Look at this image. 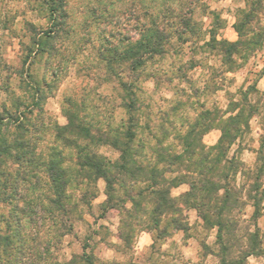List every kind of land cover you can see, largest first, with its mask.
Here are the masks:
<instances>
[{"label":"rangeland","instance_id":"374dc122","mask_svg":"<svg viewBox=\"0 0 264 264\" xmlns=\"http://www.w3.org/2000/svg\"><path fill=\"white\" fill-rule=\"evenodd\" d=\"M63 1L64 21L52 25L41 0H0V130L9 138L18 132L16 116L26 124L36 123L40 135L37 146L46 150L60 146L54 139L53 127L66 125L71 113L92 128L122 130L129 116L124 107L129 91L122 88L120 82L135 83L139 103L143 106L139 110L142 126L149 123V126L168 128L170 132L163 144L170 153L182 150L177 134L199 114L207 110L224 116L233 114L237 111L234 104L240 103L243 93L252 104L264 102V42L242 66L240 57L235 55L236 63L230 70L223 65L221 56L207 47L219 46L221 38L228 40L235 36L232 27L226 28L229 19L226 14L235 22L236 17H240V8L248 7V0ZM257 17L256 24L264 28V9ZM184 18L196 26L195 33H185ZM154 26L170 33V40L164 45L167 52L145 60L141 67L133 70L130 59L124 54L120 58L119 54L136 40L145 39L151 32L145 28ZM211 27L216 28L212 42ZM50 28L53 33H48ZM263 128L264 117L252 116L246 132L230 145L226 158L231 162L241 161L245 167L253 169L258 164L257 150L264 136ZM141 132L142 136H147V131ZM219 135L220 130L213 125L201 134V139L205 145L212 146ZM30 137L27 133L23 139ZM94 150L111 161L119 156L118 150L108 144L95 145ZM6 164L13 182L15 171L21 167L12 160ZM39 175L16 186L15 190L26 194L30 202L35 201L38 194L47 202L45 196L51 195L48 179L42 173ZM228 179L229 186L237 189L247 187L253 180L242 176L239 170L230 172ZM261 180L264 184V174ZM95 185L96 196L91 200L90 209L83 207L80 217L73 216L70 230L53 226L49 219L38 221L37 225L29 223L28 213L17 212L14 219L12 202L19 209H24L25 203L12 198L0 202V233L9 235L14 244L18 242L14 234L16 222L25 223L23 235H34L36 241L42 243L49 241L47 260L50 262L70 260L83 252L90 254L93 264H109L113 259L117 264H144L158 257L160 260L158 249L133 248L134 240L127 244L118 237L123 211L119 206L103 210L106 182L100 177ZM13 187L6 185L5 192L14 191ZM187 189V183L172 185L170 194L177 200ZM75 192L78 194L80 189ZM115 195L122 197L117 186ZM122 204L130 206L129 202ZM242 211L246 226L262 237L260 253L248 256L245 264H264V200L262 214L255 221L251 218V202L243 205ZM182 215L190 226L187 235L181 230L175 233L176 240L180 238L173 248L175 254L173 258L162 257L161 263L217 264L216 257L200 258L199 255L203 253L199 243L214 242L215 227L206 228L194 208H184ZM145 223L140 227H145ZM185 239L196 243L198 259L190 260L194 256L192 249L187 248L184 253ZM237 254L235 252L234 256ZM14 255L11 250L2 253L0 264H14Z\"/></svg>","mask_w":264,"mask_h":264},{"label":"trees","instance_id":"16d2710c","mask_svg":"<svg viewBox=\"0 0 264 264\" xmlns=\"http://www.w3.org/2000/svg\"><path fill=\"white\" fill-rule=\"evenodd\" d=\"M41 2L48 10L52 25L64 21L63 0ZM262 9L263 0H248V7L240 8V17H236L233 25L237 39L230 41L221 38L219 46H207L221 56L223 65L229 70L236 63L235 55L240 57L242 66L244 60L263 44L264 28L256 24L257 15ZM182 23L185 33L197 31L189 19L184 18ZM215 27L209 28L210 42L214 39ZM145 30H151L145 39L136 40L120 54L116 50L120 58L124 54L130 59L133 70L141 67L145 60L167 52L164 45L169 42L170 33L158 26L146 27ZM53 31L50 28L48 33ZM120 85L129 91L128 101L124 103L129 116L122 130L103 129L99 126L92 128L71 113L66 125L53 127L54 139L60 146H52L47 150L37 146L40 135L36 131L35 122L26 124L16 116L14 122L17 121L15 126L18 132L11 138L0 130V202L12 198L13 201L17 198L23 200L24 209H19L16 204L13 206L12 202L14 219H17V212L23 215L28 213L26 219L29 223L37 225L38 221L49 219L53 226L59 225L62 229L70 230L73 216L80 217L83 207L90 209L91 200L96 196L95 181L101 177L106 182L103 210L117 206L122 209L118 237L127 244H131L140 230L152 232L154 250L171 233L181 230L187 235L190 226L186 224L182 211L184 208H194L206 228L216 229L214 242L199 243L203 251L199 254L200 258L211 255L217 258V264H245L248 256L259 254L262 237L256 230L246 226L242 208L251 202L253 221L262 214L264 136L257 150L258 164L253 169L245 167L241 161L231 162L226 154L230 145L246 132L252 116L264 117V102L252 104L248 102L246 93H243L240 103L234 104L237 111L233 114L224 116L215 110L199 114L188 122L182 133L177 134L182 150L170 153L167 145L163 144L170 132L168 128L155 124L149 126V123L144 127L139 122V110L143 106L139 103L135 83L120 82ZM213 125L220 130V135L214 145L207 146L202 142L201 134ZM141 130L147 131V136H142ZM27 133L31 137L23 139ZM147 138L154 142L150 143ZM98 144L111 145L118 150L119 156L114 161L107 160L94 150ZM8 160L21 167V170L15 171L13 182L7 171ZM238 170L242 176L252 177L247 187L237 189L229 186L230 172ZM172 172L175 174L172 175ZM40 173L48 179L51 195L45 196L47 202H43L40 194L35 197V201L30 202L26 194L15 190L16 186L38 178ZM18 180L19 184L16 185ZM180 183H187L188 189L176 200L170 194V186ZM6 185L14 186V191L5 192ZM116 186L122 197L115 195ZM76 189H80L78 194ZM122 202H129L130 206ZM144 222L145 227H140ZM16 224L14 234L18 242L12 244L9 235L0 233V256L2 253H10V250L14 251V264H93L88 256L90 254L86 252L63 262L48 261L49 241H36L34 235L26 237L23 235L25 223ZM234 251L238 252L236 256ZM158 259L147 264H162L157 262Z\"/></svg>","mask_w":264,"mask_h":264},{"label":"crops","instance_id":"0c3cea01","mask_svg":"<svg viewBox=\"0 0 264 264\" xmlns=\"http://www.w3.org/2000/svg\"><path fill=\"white\" fill-rule=\"evenodd\" d=\"M229 16V19L227 21V29L228 28H233L234 30V33H235V36L233 38H228V40L230 41H234L237 39V33L234 29V19L233 20H230V15L229 14H226ZM234 18V16H232ZM179 231L175 232V233H178ZM175 233H171L170 235H167L166 237H164L159 245L157 246L158 248V253H159V256H160V260H157L158 263H161V258L162 257H169L171 256V258H173V255L175 254V252H173V248L175 247V243H177V241H180V238L179 240H176V235ZM137 237V238H136ZM138 239V240H136ZM188 239H185V242L183 243L184 244V247H183V251L185 253V250L188 248V249H192L194 250L193 251V254L194 256H192V258L190 257V260L191 261H194L195 259H198V249L196 248V243L195 242H187ZM134 245H133V248H147L149 249V251H151L153 249L152 245L154 243V238H153V234L152 232L148 231V230H140L138 231L137 235L135 236L134 238ZM115 251L116 249L113 248ZM172 249V250H171ZM154 250V249H153ZM161 254V255H160ZM109 264H117V260H109L108 262ZM148 263L147 261L144 263L146 264ZM132 264H135V263H132Z\"/></svg>","mask_w":264,"mask_h":264}]
</instances>
